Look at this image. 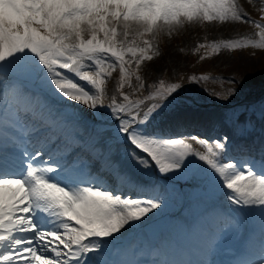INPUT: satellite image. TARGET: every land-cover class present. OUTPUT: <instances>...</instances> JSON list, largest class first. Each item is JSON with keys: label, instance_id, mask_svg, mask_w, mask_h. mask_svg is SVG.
Instances as JSON below:
<instances>
[{"label": "snow or ice", "instance_id": "1", "mask_svg": "<svg viewBox=\"0 0 264 264\" xmlns=\"http://www.w3.org/2000/svg\"><path fill=\"white\" fill-rule=\"evenodd\" d=\"M56 2L0 0V5H6L0 8V264H82L81 258L90 252H95L103 264L101 245L112 249L115 257L112 264H141L138 259L127 258L129 254L117 245L126 235L138 234L151 219L162 216L171 195L178 194V190L174 184L163 193L140 187L121 174L112 162L114 141L101 144L109 118L117 122L115 139L130 142L147 153L163 177L171 174L177 179L199 181L192 193L195 198L211 199L226 188L230 190L226 198L233 204L264 206V162L256 163L261 169L256 171L246 159L229 158L227 137L148 138L143 133L145 122L181 88V83L160 80L149 95L130 98L123 89L133 87V76L137 81L136 91L146 87L139 69L155 54L149 51L133 56L124 51L118 55L109 47L92 50L75 45L65 47L60 42L61 35L52 34L57 10L45 9L50 13L45 18L43 13L37 16L40 9L34 7ZM173 2L137 0V8L151 9L158 3ZM187 2L201 5L197 19L203 22L247 21L258 30V38L240 36L200 43L197 51L204 50L201 60L219 55L224 49L250 45L264 49V21H252L237 0ZM84 11L70 9L60 19ZM117 70L115 93L111 103L105 104L106 82ZM188 79L197 81L195 75ZM117 96L122 99L118 101ZM54 97L65 101L63 109L52 102ZM75 105L94 110L97 121L83 125L72 110ZM190 141L204 150L194 149ZM56 143L73 152L83 149L91 157L103 159L110 166L114 185L93 174L90 165L75 161L71 153L59 152L53 147ZM130 156L140 167H150L146 156L135 151ZM61 178L68 186L62 185ZM118 181H125L126 186ZM36 210L48 214L42 220L51 223L50 228H38L33 220ZM260 213L264 230V207ZM208 215L212 222L200 233L195 261L164 260L151 264H212L208 257L219 238L217 221L223 214L213 210ZM258 248L264 253V238L260 239ZM255 249L257 246L253 244L252 250ZM236 264H253V261L241 260Z\"/></svg>", "mask_w": 264, "mask_h": 264}, {"label": "rangeland", "instance_id": "2", "mask_svg": "<svg viewBox=\"0 0 264 264\" xmlns=\"http://www.w3.org/2000/svg\"><path fill=\"white\" fill-rule=\"evenodd\" d=\"M237 2L249 17L248 12L250 11L251 0H237ZM252 28V24L247 21H227L223 23L220 21L202 23L196 21L193 23H186V25H183L171 36H165L155 44L158 55H154L151 61H144L139 69V74L150 82H154L161 76L167 79L177 78L182 71L187 72V74H185L187 78L195 75L197 81L186 84V87L187 90L195 92L196 95L202 99L199 101L203 103H196V105H192L193 108L195 107L201 110L203 114L206 115L211 113L210 115L213 116L212 118L214 119L218 118L220 116V112L218 111L220 105L215 103L212 93L216 90V99L220 98L230 101L233 97H238L240 93L238 90L240 89L241 91L246 86L238 80L237 75L242 77L254 70L260 71L261 74H259V77L260 80L262 79V83H264V49L256 48L251 45L243 49H224L219 55H211L201 60L200 57L204 55V50L201 49L197 51L198 45L216 39L248 36L246 33ZM201 76H206L208 78L201 79ZM76 79L78 80V78ZM118 80L119 72L117 70L106 82V95H113L115 93ZM78 82L80 84L85 83L84 81ZM132 85V88L125 86L124 89H126L127 92L135 94L138 91L135 90L136 84L133 79ZM233 89H235L234 92L232 91ZM248 93L249 89L244 88L242 95L245 96L248 95ZM182 98L184 97L177 96L174 100H180ZM182 106L188 107L190 105L185 104ZM179 108L181 109L178 103H175L171 108L173 115H177V124L178 122L181 123L182 119H184V117L180 119L181 115L188 113L187 110H180ZM86 109L85 107V110ZM86 114L88 115V113ZM189 119H191V115ZM260 119L258 123L252 121L251 125L253 130L254 126H264V115ZM243 121L244 118L240 117L238 127L240 126L242 129ZM86 122L91 123L90 120ZM114 136L115 135L107 136L103 140H112ZM169 138L171 137H167L166 139ZM198 146L202 148L201 145L198 144ZM115 151L123 155L124 159L126 158L125 162L126 167L128 166L127 168L132 167L143 173L149 170V167H140L137 165L136 161L131 158L130 153L134 151L132 147L128 148L126 145L121 144L114 147L113 152Z\"/></svg>", "mask_w": 264, "mask_h": 264}, {"label": "clouds", "instance_id": "3", "mask_svg": "<svg viewBox=\"0 0 264 264\" xmlns=\"http://www.w3.org/2000/svg\"><path fill=\"white\" fill-rule=\"evenodd\" d=\"M3 7L6 5H0ZM34 7L40 9L36 15L43 13L45 18L50 15L45 9L57 10L52 34L61 35L60 42L65 47L75 45L83 50L109 47L118 55L124 51L133 56L149 51L158 55L155 44L163 37L171 36L186 23L203 22L197 19L201 5L187 0L158 3L151 9L147 6L137 8V0H57L55 4ZM70 9L85 11L60 19ZM132 74L135 75L134 70Z\"/></svg>", "mask_w": 264, "mask_h": 264}, {"label": "bare ground", "instance_id": "4", "mask_svg": "<svg viewBox=\"0 0 264 264\" xmlns=\"http://www.w3.org/2000/svg\"><path fill=\"white\" fill-rule=\"evenodd\" d=\"M186 25V24H185Z\"/></svg>", "mask_w": 264, "mask_h": 264}]
</instances>
